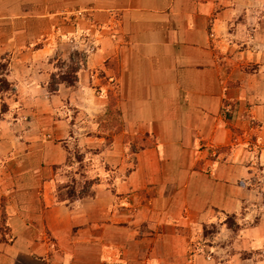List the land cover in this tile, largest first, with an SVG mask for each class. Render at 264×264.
Segmentation results:
<instances>
[{
    "label": "crops",
    "instance_id": "crops-1",
    "mask_svg": "<svg viewBox=\"0 0 264 264\" xmlns=\"http://www.w3.org/2000/svg\"><path fill=\"white\" fill-rule=\"evenodd\" d=\"M2 61L0 264H264V0H0Z\"/></svg>",
    "mask_w": 264,
    "mask_h": 264
},
{
    "label": "rangeland",
    "instance_id": "rangeland-1",
    "mask_svg": "<svg viewBox=\"0 0 264 264\" xmlns=\"http://www.w3.org/2000/svg\"><path fill=\"white\" fill-rule=\"evenodd\" d=\"M79 11L74 10L72 12V14L71 13L66 14L67 11H65L63 9H60L57 12H53V13H55V16L57 19V26L56 27L51 26L50 30L44 35V38H46L49 36V34H51V37H49V39H51L55 48H57V50L60 53H66L70 57L69 60H66L63 57L58 58L56 65L59 66V68H57V71L54 74L52 73L49 76V81H48V85H47L48 91H52L50 89V86H52V88H53V86H57V83H59V82H63L66 85H72L75 81L74 72L79 67H81L79 63L83 61L84 54H82L83 52L81 53L80 51L74 50L75 47H73V45L68 41V39L70 37L83 36L85 39L91 40V42L93 43V38L91 36H89V32H90L89 30L90 29L94 31L91 33H93V34L96 33V30L92 29L93 26H90L89 28L87 26V29H85L86 26L84 27V29H81V28L77 29L78 30L77 34H69L67 31L64 30V28L63 29L61 28L62 26L63 27L68 26L69 29H71V27L76 28V25H75L76 23H77V27L79 28L80 27L79 22H80V18H81V12H79ZM71 22H73V23H71ZM76 48L79 49V47H76ZM0 64L3 65V66H0V74H2L3 69L6 68V63H5V61H2V62H0ZM0 90H3V91L4 90L9 91L10 90V87L5 82L2 75L0 76ZM63 111H64V107L59 108L58 112H56V113H58L59 115L61 114L60 116H63V114H64ZM65 114H66V112H65ZM77 120L79 122V119H77ZM71 152H72V156L75 159H80L82 153L79 152L78 148L73 149ZM109 174H110V172H108V176H110ZM106 180H107V177H106ZM91 181L92 180L85 178L82 180L79 179V181H75L74 183H68L67 187L64 186L65 188L63 187L62 192H60V193L61 194L65 193L66 196L75 195V192H77L76 194L86 193L87 187Z\"/></svg>",
    "mask_w": 264,
    "mask_h": 264
},
{
    "label": "built area",
    "instance_id": "built-area-1",
    "mask_svg": "<svg viewBox=\"0 0 264 264\" xmlns=\"http://www.w3.org/2000/svg\"><path fill=\"white\" fill-rule=\"evenodd\" d=\"M68 41L73 45V47H75L74 50L80 51L81 53L83 52L82 54L85 56L90 54L94 49L91 40L85 39L83 36L70 37ZM76 47H79V49ZM79 64L81 66L82 62Z\"/></svg>",
    "mask_w": 264,
    "mask_h": 264
},
{
    "label": "trees",
    "instance_id": "trees-1",
    "mask_svg": "<svg viewBox=\"0 0 264 264\" xmlns=\"http://www.w3.org/2000/svg\"><path fill=\"white\" fill-rule=\"evenodd\" d=\"M0 66H3L2 64H0ZM56 88V86H53V88H52V86H50V89L53 91L54 89ZM81 194H83V193H81ZM81 194H79V195H81ZM72 196V195H71Z\"/></svg>",
    "mask_w": 264,
    "mask_h": 264
},
{
    "label": "clouds",
    "instance_id": "clouds-1",
    "mask_svg": "<svg viewBox=\"0 0 264 264\" xmlns=\"http://www.w3.org/2000/svg\"><path fill=\"white\" fill-rule=\"evenodd\" d=\"M85 56V55H84ZM70 59V58H69ZM83 59H84V57H83ZM83 62V61H82Z\"/></svg>",
    "mask_w": 264,
    "mask_h": 264
}]
</instances>
